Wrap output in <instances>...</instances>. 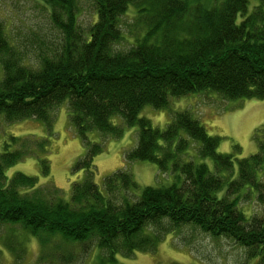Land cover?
<instances>
[{"label": "trees", "instance_id": "16d2710c", "mask_svg": "<svg viewBox=\"0 0 264 264\" xmlns=\"http://www.w3.org/2000/svg\"><path fill=\"white\" fill-rule=\"evenodd\" d=\"M42 1L51 7L56 43L36 63L0 23V118H36L52 133L53 112L68 100L87 146L75 169L86 177L73 183L70 201L53 183L39 185L23 172L8 179V168L34 156L50 174L48 139L10 137L0 152V236L14 262L25 260L33 238L40 245L37 264H72L97 247L116 261L154 251L166 235L190 226L234 241L248 261L264 264V210L248 216L241 209L251 201L264 206V124L256 130L259 150L239 158L219 153L221 138L189 111L172 112L165 128L140 116L146 105L162 109L171 97L206 91L227 100L264 99V0L252 10L250 0H92L87 27L80 23V0ZM130 11V46L122 48ZM115 116L139 131L125 162L156 163L173 174L171 185L142 188L121 168L105 177L101 190L94 162L104 145L89 134L121 138L125 127L113 123ZM195 143L214 170L191 156Z\"/></svg>", "mask_w": 264, "mask_h": 264}, {"label": "rangeland", "instance_id": "374dc122", "mask_svg": "<svg viewBox=\"0 0 264 264\" xmlns=\"http://www.w3.org/2000/svg\"><path fill=\"white\" fill-rule=\"evenodd\" d=\"M257 0H250V9ZM80 23L89 26L95 12L92 0H80ZM51 7L42 0H0V23L5 31L21 48H27V58L36 63L37 54L43 53L46 47L56 43L55 32L51 25ZM135 17L130 11L123 18L122 27L125 33ZM120 47L130 46L129 35ZM189 111L200 121L212 136H219L221 143L219 153H231L242 158L256 153L259 144L256 130L264 124V99L227 100L215 91L192 93L182 97H171L169 107L157 109L146 105L141 117H147L155 127L165 128L171 120L172 112ZM54 127L52 133L48 126L36 118H26L14 122H6L0 118V152L5 149L10 137L35 135L49 140V152L46 156L50 164V174L42 170L38 156L20 161L6 170L8 179L17 172L36 177L39 185L53 183L66 201L71 200L72 186L75 181L86 177L85 170H76V162L85 155L87 146L71 122L69 101L63 102L53 112ZM113 123L125 127L121 138H104L98 131L89 134L92 142L102 143L104 151L95 157V182L104 191V179L113 172L127 168L133 174L140 187L168 186L174 181L171 172L162 173L156 163L149 161L125 162V154L138 144L137 127L127 126L122 117H113ZM195 147L190 154L196 162H206L211 170L214 163L211 159H202ZM238 165L235 163V174ZM237 176V175H236ZM241 209L250 216L261 213L263 205L253 201L241 205ZM1 235V230H0ZM0 236V249L4 250L2 264H17L12 255L6 251ZM28 254L19 264H37L40 245L31 239ZM72 264H262L248 261L244 248L225 237H213L190 226L180 233L168 234L162 238L154 251H139L130 257L116 256V261L106 260V252L96 248L90 253L79 255Z\"/></svg>", "mask_w": 264, "mask_h": 264}]
</instances>
